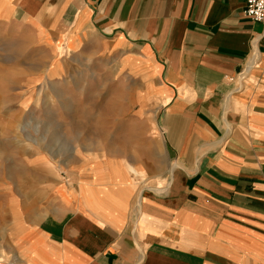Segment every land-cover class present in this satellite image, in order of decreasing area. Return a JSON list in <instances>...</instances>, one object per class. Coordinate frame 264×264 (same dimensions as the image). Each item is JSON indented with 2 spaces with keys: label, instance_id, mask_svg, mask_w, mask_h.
Listing matches in <instances>:
<instances>
[{
  "label": "crops",
  "instance_id": "0c3cea01",
  "mask_svg": "<svg viewBox=\"0 0 264 264\" xmlns=\"http://www.w3.org/2000/svg\"><path fill=\"white\" fill-rule=\"evenodd\" d=\"M245 2L0 0L3 18L98 34L156 83L169 170L134 216L130 193L76 191L58 174L56 214L15 217L0 264H264V23Z\"/></svg>",
  "mask_w": 264,
  "mask_h": 264
},
{
  "label": "rangeland",
  "instance_id": "374dc122",
  "mask_svg": "<svg viewBox=\"0 0 264 264\" xmlns=\"http://www.w3.org/2000/svg\"><path fill=\"white\" fill-rule=\"evenodd\" d=\"M96 33L38 28L0 13V247L15 217L56 214L58 174L99 197L137 198L168 170L156 123L154 81ZM138 168L139 173L133 170ZM62 196L71 198L66 189ZM127 196V194H126ZM16 213V215H15ZM38 213L40 215H38Z\"/></svg>",
  "mask_w": 264,
  "mask_h": 264
},
{
  "label": "built area",
  "instance_id": "2783aa9c",
  "mask_svg": "<svg viewBox=\"0 0 264 264\" xmlns=\"http://www.w3.org/2000/svg\"><path fill=\"white\" fill-rule=\"evenodd\" d=\"M243 13L254 22L264 23V0H246Z\"/></svg>",
  "mask_w": 264,
  "mask_h": 264
}]
</instances>
